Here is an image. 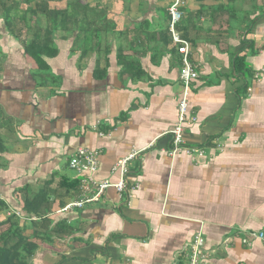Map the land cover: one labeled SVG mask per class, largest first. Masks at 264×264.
Masks as SVG:
<instances>
[{"label":"crops","instance_id":"1","mask_svg":"<svg viewBox=\"0 0 264 264\" xmlns=\"http://www.w3.org/2000/svg\"><path fill=\"white\" fill-rule=\"evenodd\" d=\"M40 1L71 16L55 30L45 71L0 21V222L20 217L32 239L23 201L43 189L52 208L27 263L187 264L200 234L206 264H264L263 242L242 243L264 229V0L182 2L177 32L198 73L184 139L202 158L167 154L182 91L168 31L174 0ZM37 14L30 28L52 30ZM237 55L247 82L234 73ZM78 148L99 153L94 178L111 184L112 166L142 151L128 201L109 188L100 202L65 210L80 194L69 167ZM58 223L68 233L51 231Z\"/></svg>","mask_w":264,"mask_h":264},{"label":"trees","instance_id":"2","mask_svg":"<svg viewBox=\"0 0 264 264\" xmlns=\"http://www.w3.org/2000/svg\"><path fill=\"white\" fill-rule=\"evenodd\" d=\"M32 3H35V9L31 8ZM23 6L25 9H22ZM37 11L45 14L47 22L53 26L52 30L41 31L30 28L32 19L38 15ZM0 21L3 22L9 35L19 41L25 55L34 60L38 70L45 71L47 69L45 58L50 59L57 55L53 44L55 30L58 25L70 23L71 16L48 10L47 5L40 0H0ZM233 64L234 73L242 76L246 82L252 77L245 65L244 57L237 55ZM243 88L246 91L247 84ZM73 184L74 188L78 186L77 182ZM48 204L49 194L43 189L32 199L23 201L22 210L25 218H35V221L31 220L30 225L33 228L32 239L45 240V235L39 232L38 226L49 230L51 221L45 217L51 213L52 208ZM6 210H8L6 204L0 201V212ZM24 230L25 225H22L20 217L15 215H10L0 222V264H28V258L34 255L38 246L35 241L23 235ZM54 230L68 233L66 226L60 223L51 231Z\"/></svg>","mask_w":264,"mask_h":264},{"label":"built area","instance_id":"3","mask_svg":"<svg viewBox=\"0 0 264 264\" xmlns=\"http://www.w3.org/2000/svg\"><path fill=\"white\" fill-rule=\"evenodd\" d=\"M182 2L183 0H174L168 8V31L171 35L172 43L176 45L177 52L181 57L179 80L182 91L177 108V122L169 133L171 140L167 154L170 157H175L180 153H184L189 157L202 158L205 155V149L187 145L184 139L186 126L196 121L195 118L188 116V99L191 85L198 79V73L196 67L189 60V42L182 39L177 32V25L182 19L180 10ZM254 78L257 79L258 75H255ZM142 158V151H132L126 157L119 159L111 168V173L117 174L119 178L116 183L111 184L108 181H97L94 178L95 173L99 169V153L86 148L76 149L69 160V167L81 176L79 181L80 194L74 202L65 207V210L82 209L86 205L98 203L109 188L115 189L121 198L128 201L136 186V183H130L129 175L134 167L133 164L136 163L135 167L138 168ZM254 240L264 243V229L249 233L242 240V243L245 246H251ZM203 247L204 240L200 234H197L186 247L187 264H206L207 257L203 252Z\"/></svg>","mask_w":264,"mask_h":264}]
</instances>
